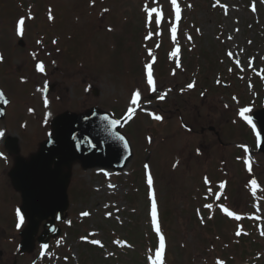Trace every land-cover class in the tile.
<instances>
[{"label": "rangeland", "instance_id": "rangeland-1", "mask_svg": "<svg viewBox=\"0 0 264 264\" xmlns=\"http://www.w3.org/2000/svg\"><path fill=\"white\" fill-rule=\"evenodd\" d=\"M177 3L178 22L171 0H0V86L12 100L0 120V264H264V151L254 123L240 115L244 108L248 117L264 108V0ZM146 5L164 14L159 26L155 13L147 23ZM21 18L23 34L17 31ZM40 62L43 73L36 69ZM149 63L156 92L147 84ZM48 83L54 89L44 97ZM137 89L141 106L128 119ZM88 108L124 120L121 132L133 157L118 173L73 164L61 237L21 254L27 222L17 215L21 197L8 177L14 162L5 139L19 138L21 154L29 156L56 116ZM152 192L159 234L168 242L161 261L160 241L151 254L157 233ZM223 203L259 216L246 242L221 214ZM84 236L105 247L89 248Z\"/></svg>", "mask_w": 264, "mask_h": 264}, {"label": "water", "instance_id": "water-1", "mask_svg": "<svg viewBox=\"0 0 264 264\" xmlns=\"http://www.w3.org/2000/svg\"><path fill=\"white\" fill-rule=\"evenodd\" d=\"M0 100V119L5 116L8 98ZM6 101V102H5ZM261 127L264 151V110L253 115ZM113 119L105 113L91 109L84 114L64 113L52 121L53 135L29 160L20 156L17 137H9L6 148L16 155L15 165L9 175L14 188L22 195L21 211L28 220L20 234L21 252H32L40 223L61 215L69 208L67 187L72 164L80 161L84 168L106 167L123 169L131 158L127 139L119 133L121 123L111 126ZM119 137H123L121 140ZM127 144V147H125ZM67 168L68 172L63 169ZM54 221L45 226L53 230ZM47 231L38 237L44 240ZM58 234V233H57Z\"/></svg>", "mask_w": 264, "mask_h": 264}, {"label": "snow or ice", "instance_id": "snow-or-ice-1", "mask_svg": "<svg viewBox=\"0 0 264 264\" xmlns=\"http://www.w3.org/2000/svg\"><path fill=\"white\" fill-rule=\"evenodd\" d=\"M93 2H94V0H93ZM171 4L173 5V7H174V9H175V20L178 22V21H180V19H181V9H180V7H179V5H178V3H177V0H171ZM253 10H255V9H253ZM106 11H107V10H106ZM144 11L147 13V23H148L149 25L151 24L152 19H153V14L155 13V14H156V24L159 26V24L161 23V20L163 19V15H164V14H163L158 8H156V7L149 8V7H147V5L145 6ZM51 18H52V17H51V15H50V16H49V19H51ZM24 24H25V20H24V18H21V19L18 21V24H17V31H18V33L23 34V31H24ZM197 31H199V29H197ZM171 32H172V39L175 41V40H176V33H177V28H176L175 25L172 26V28H171ZM151 36H152V33L149 32V35L146 37V39H150ZM229 39H231V37H229ZM189 40H191V37H189ZM54 42H55V41H54ZM179 52H180V48L177 47L176 50L173 51V52L171 53V55H172V56H177ZM228 55L231 57L233 54H232L231 52H229ZM149 56H152L153 61L155 60V57L153 56L151 50H149ZM0 59H2V57H0ZM236 63H237V66L239 67V60H237ZM36 69H37V71H39V72H41V73L45 72V66H44V64H43L42 62L36 64ZM145 69H146V74H147V84L149 85V89H150V91H152V92H156L157 89H156L155 80H154V77H153V66H152V64H151V63L146 64V65H145ZM241 70H243V69H241ZM229 71H231V69H229ZM187 87H188L189 89H191V88L194 87V85H193V84H188ZM165 95H166V94H161V95L159 96V98H160L161 100H163V99L165 98ZM3 99H4L3 93H0V100H3ZM5 102H6V101H5ZM45 104H47V101H45ZM140 106H141V92H140L139 89H137L136 91H134V92L131 94V98H130V106H129V108L127 109V112H128V117H127V118H128V119H131L132 116L135 114V112H136V110H137V107H140ZM30 111H31V109H30ZM248 111H249L248 108H244V109L241 111L240 115L243 116L244 119H246L249 123H252L251 118L245 115V113H247ZM149 115H152V118L155 119V120H157V121H161V120L163 119V117L160 116V115H154V114H152V113H149ZM119 123H120L119 120H115V119H113V120L111 121V126L114 127V126L118 125ZM2 135H3V133L0 132V136H2ZM119 138H120L121 140H123V137H119ZM125 147H127V144H125ZM0 155H2V154H0ZM246 163H247V162H246ZM146 167H147V166H146ZM248 170H249L250 172H251V170H252V169H251V164H250V163L248 164ZM205 182H206V183H209V181L207 180V178H206ZM148 184H149V186L151 187V185H152V177H151L150 175H149V177H148ZM251 184H252L253 188H255V187L257 186V181H256L255 179H252V180H251ZM223 187H224V184L222 183V184L220 185V188H223ZM210 191H211V190H210ZM151 197H152V204H151L152 223H153V225L156 227V231H157V233H159V232H160V226H159V223H158V220H157V203H156V199H155V194H154V192L151 193ZM217 199H219V196H217ZM205 207L208 208V209H211V208H212V204H210V203H209V204H206ZM221 207H222V210H223L228 216H230V217H234L236 220L241 219V217H240L239 215H236L235 213L229 211L226 207H223V206H221ZM17 215L19 216L20 223H23V219H24L23 216H21V215L19 214V212H17ZM82 215H84V216H88L89 213H88V212H84V213H82ZM18 226H19V225H18ZM240 234H241V233H240L239 231L236 233V235H240ZM261 235H264V232H262ZM92 243H93V244H98V243H100V242L97 241V240H93ZM43 247H44V248H47L48 245H44ZM164 247H165V244H164V237L161 235V237H160V247H159V250H158L157 253H156V260H157V261H161V256H162V254H163ZM161 264H162V262H161ZM217 264H223V262H222V261H218Z\"/></svg>", "mask_w": 264, "mask_h": 264}, {"label": "trees", "instance_id": "trees-1", "mask_svg": "<svg viewBox=\"0 0 264 264\" xmlns=\"http://www.w3.org/2000/svg\"><path fill=\"white\" fill-rule=\"evenodd\" d=\"M243 241V240H242Z\"/></svg>", "mask_w": 264, "mask_h": 264}]
</instances>
